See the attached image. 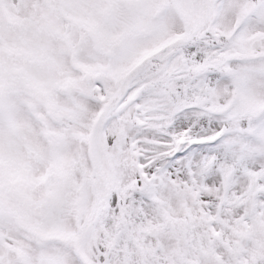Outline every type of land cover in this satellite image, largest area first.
I'll list each match as a JSON object with an SVG mask.
<instances>
[{"label": "snow or ice", "instance_id": "snow-or-ice-1", "mask_svg": "<svg viewBox=\"0 0 264 264\" xmlns=\"http://www.w3.org/2000/svg\"><path fill=\"white\" fill-rule=\"evenodd\" d=\"M0 264H264V0H0Z\"/></svg>", "mask_w": 264, "mask_h": 264}]
</instances>
